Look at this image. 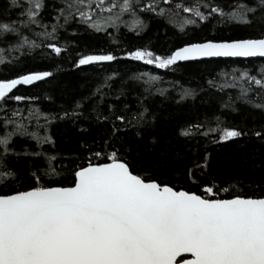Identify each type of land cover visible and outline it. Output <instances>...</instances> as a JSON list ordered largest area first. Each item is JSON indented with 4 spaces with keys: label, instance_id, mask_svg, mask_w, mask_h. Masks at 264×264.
Listing matches in <instances>:
<instances>
[{
    "label": "snow or ice",
    "instance_id": "1",
    "mask_svg": "<svg viewBox=\"0 0 264 264\" xmlns=\"http://www.w3.org/2000/svg\"><path fill=\"white\" fill-rule=\"evenodd\" d=\"M144 14L184 36L188 26L211 25L215 31L164 54L148 46L122 48L108 29L120 32L123 27L140 37L148 27ZM73 22L105 33L120 54L88 53L72 41L62 46L58 34ZM234 26H241L240 34H234ZM68 35L79 34L73 30ZM0 44L7 46L0 47V65L5 66L35 50L53 63L67 53L72 67L81 70L122 60L174 70L180 62L264 58V0H0ZM117 76L113 72L87 94L71 96L56 113L30 108L27 116L10 110L8 103L36 98L14 90L53 83L55 73L38 70L0 78V112L5 113L0 120V264H264V122L249 127L214 112L175 124L169 144L182 142L194 157L181 170L169 164L167 150L159 149L160 116L148 104L158 94L183 106L201 93L208 98L201 103H208L214 91L238 89L220 100L222 111L239 113V102L264 113V66L257 75L237 68L209 73L198 89L173 83L178 97L156 87L162 77L133 74L128 79L143 88L134 106L127 97L136 89L126 87V80L113 93ZM45 99L54 102L49 94ZM57 121L78 133L74 155L45 150V145L55 147L48 126ZM13 137L35 141L36 150L16 151ZM201 143L203 153L193 152ZM249 144L254 145L251 152L225 161L228 171L222 177L213 171L209 145L246 149ZM22 157L30 158L23 169L13 160ZM175 158L182 159L181 154Z\"/></svg>",
    "mask_w": 264,
    "mask_h": 264
},
{
    "label": "trees",
    "instance_id": "2",
    "mask_svg": "<svg viewBox=\"0 0 264 264\" xmlns=\"http://www.w3.org/2000/svg\"><path fill=\"white\" fill-rule=\"evenodd\" d=\"M148 23L147 29L142 33L140 37H136L134 33L128 32L126 28L121 27L120 32H114L108 29V32L112 33L113 37L119 38L120 46L122 48L131 49L133 46L144 47L148 46L150 50L157 54H164L169 49L180 46L182 41L189 38L193 42H198L205 36L211 37L215 29L211 25L205 27L201 25L200 28L195 26H188V36H184L178 32L177 28L167 25L165 21L152 18L151 14H144L141 17ZM46 22H49L48 18H45ZM51 28L49 27V31ZM75 30L79 35L77 37H71L68 33ZM241 26H234V34H240ZM27 34V33H26ZM227 33H217L219 35H226ZM59 43L63 46L67 41H72L79 45V48L83 51L92 54H99L102 50L107 52L109 50L116 51L120 54L116 45L110 42L109 37L105 33H94L90 30H86L84 25L77 24L75 22L68 26L67 32L61 30L57 37ZM0 47L6 48V45L0 44ZM40 50H35L31 55L20 56L19 53H13L12 56H20L19 63L10 65H0V78H14L18 74H24L30 71L38 70H51L55 73L57 79L53 83L37 82L34 85H21L18 86V90H14L15 94L24 95L27 97H35V100H26L20 103L15 101H9L8 108L10 110H21L22 115L27 116L28 111L31 108L33 112L39 110L41 114L56 113L58 112L59 105L68 101L73 95H85L92 90L99 81H102L106 76L111 75L113 72L118 73L115 83L113 84V93L119 92L121 79L127 81L126 87H134L136 89L131 95L127 97L128 101H135V96L143 91V88L136 81L128 79L133 74H139L141 72H149L152 75L162 77V81L159 82L156 87L166 89V95L170 97H178L179 88L173 89L172 84L182 85L184 87L198 89V87L204 84L205 79L210 78L209 73L215 76L217 73L231 72L233 68L240 70L248 69L251 75H257L261 66H264V59H212L211 61L200 62H184L179 66H174L173 69H156L151 65H144L142 62L126 61L113 62L111 65H89L81 69H74L71 64V60L68 58V54H63V58H56V62L53 63L47 59H41L39 56ZM5 58H10L7 54ZM59 69V70H58ZM155 90V89H154ZM238 89H226L224 93L213 92L215 99H211L208 103H201L202 100L208 99L203 93L196 101H186L183 106H178L175 100L172 98L165 99L164 97L154 95L149 99L148 104L153 111L159 112V121L157 124L156 132L161 136V143L159 149L167 150L169 153V164L183 169L185 164H190L194 158L191 152H188L182 142H173L172 145L169 141L174 136V125L183 122L188 118H196L199 116L203 119L204 114L209 116L212 113L221 115L222 118L229 121V123L240 124L241 122L247 123L249 127L255 124L259 125L264 122V113L259 110H254L249 106L242 105L237 102V107L240 108L239 113L229 114L227 111H222L219 108V102L221 99L227 100L228 94H236ZM45 94H49L53 97V100L45 99ZM124 99L123 97L121 98ZM10 115V111L8 113ZM5 113L0 112V120L3 119ZM44 123L43 115L39 121ZM36 123L35 120L31 121L29 128L33 130L32 125ZM40 134L43 135V130H40ZM95 134V129L90 132L91 135ZM48 135L52 136L55 140V147L45 145V150L57 155H69L75 154L76 146L80 137L75 129L70 128L64 122L57 121L48 126ZM14 148L16 151H23L25 147L35 149V141L25 137H13ZM254 148L253 144H249L246 149L240 148H216L209 145V151L211 152L213 159V171L217 172L222 177L224 173L228 171L225 161L229 157L239 158V154L243 152H251ZM193 152L203 153V144L198 148L192 150ZM181 154L182 159L177 160L175 158L176 153ZM30 158L22 157L19 160L13 158L15 163L22 169L27 165ZM34 163L40 164L41 161L35 160ZM67 163V161H65ZM57 179H63V177H57ZM248 182L245 181V184ZM190 187V190H196L194 185H186ZM251 194V189H248ZM198 194H200L198 192ZM226 195V194H221Z\"/></svg>",
    "mask_w": 264,
    "mask_h": 264
},
{
    "label": "water",
    "instance_id": "3",
    "mask_svg": "<svg viewBox=\"0 0 264 264\" xmlns=\"http://www.w3.org/2000/svg\"><path fill=\"white\" fill-rule=\"evenodd\" d=\"M213 59H264V58L256 57V58H213ZM180 63H184V62H180Z\"/></svg>",
    "mask_w": 264,
    "mask_h": 264
}]
</instances>
